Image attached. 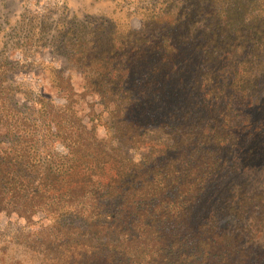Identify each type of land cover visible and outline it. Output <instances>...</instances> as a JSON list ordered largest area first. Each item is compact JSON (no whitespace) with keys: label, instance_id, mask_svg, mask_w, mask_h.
I'll list each match as a JSON object with an SVG mask.
<instances>
[{"label":"trees","instance_id":"16d2710c","mask_svg":"<svg viewBox=\"0 0 264 264\" xmlns=\"http://www.w3.org/2000/svg\"><path fill=\"white\" fill-rule=\"evenodd\" d=\"M37 19L27 41L84 92L49 66L64 103L18 108L0 62V213L44 225L16 243L43 264H264V0H162L139 30Z\"/></svg>","mask_w":264,"mask_h":264},{"label":"rangeland","instance_id":"374dc122","mask_svg":"<svg viewBox=\"0 0 264 264\" xmlns=\"http://www.w3.org/2000/svg\"><path fill=\"white\" fill-rule=\"evenodd\" d=\"M162 0H0V62H9L14 70L9 75L10 83L19 87L14 96V105L18 108L32 107L33 101L26 99L38 96L48 97L55 106L64 103L62 94L52 84L49 66L59 69L64 76L72 77L76 93H83L82 78L76 71L70 72V67L61 56L54 54L49 45L27 41L29 28L39 27L42 16L48 15L47 28L50 36L53 35L55 24L59 20L69 22L73 18L77 21L105 20L112 21L119 30L123 31L126 25L131 29L139 30L146 12L153 6L159 5ZM35 23H30L33 19ZM35 28V29H36ZM37 30V29H36ZM35 30L31 31L33 33ZM76 109L85 121H89L90 110L99 114L100 108L93 97L86 96ZM95 115V116H96ZM97 135L105 137L102 126H98ZM58 151L61 148H57ZM44 225L40 217L26 222L15 217H7L0 213V241L3 239L10 244L0 253V264H43L39 256L24 249L16 243L18 237L30 236ZM11 242V243H12ZM1 248V247H0Z\"/></svg>","mask_w":264,"mask_h":264}]
</instances>
